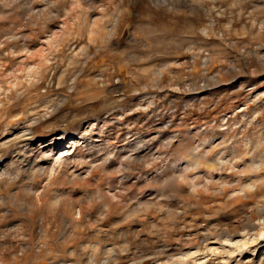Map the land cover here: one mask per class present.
Instances as JSON below:
<instances>
[{"label": "rangeland", "instance_id": "374dc122", "mask_svg": "<svg viewBox=\"0 0 264 264\" xmlns=\"http://www.w3.org/2000/svg\"><path fill=\"white\" fill-rule=\"evenodd\" d=\"M263 1L0 0V264H264L207 235L262 193L184 167L264 152Z\"/></svg>", "mask_w": 264, "mask_h": 264}, {"label": "bare ground", "instance_id": "6f19581e", "mask_svg": "<svg viewBox=\"0 0 264 264\" xmlns=\"http://www.w3.org/2000/svg\"><path fill=\"white\" fill-rule=\"evenodd\" d=\"M263 4H264V1H263ZM243 124L244 123H242L241 125L243 126ZM27 133L29 134V132H27ZM25 135L26 134H24V136ZM221 138L224 139V141L228 139V137H225V135L222 136ZM56 141L57 140H51V142L50 143L48 142V144H46V146H49V148H50V145L56 143ZM247 141H248L247 144H249V146L246 148V151H244L245 153L240 154V155L239 154L235 155L234 154L235 151H231L230 153H227V149L223 150L221 152V154L217 153V151H215L213 149V147H214L213 145L215 144V139H213L210 143H207L206 144L207 148L205 146L204 149H198V147L195 144H191L190 147L192 149V153L185 160L186 162H185L184 167L187 170V172L189 173V176H192V182H191L192 185L196 186V179L197 178H200V182H199L200 184H202L203 186H207L208 184L212 183L216 179V177L221 178L222 176L226 177V176H228V175L230 176L232 174H239V177H240L239 179L241 180V183L239 184L238 187H234L233 189H231V191H240V192H243L249 196L254 195L256 193L257 194L262 193L261 196L264 197V152H262V150H260V141L258 139L254 143L250 142L249 140H247ZM223 146H224L223 148L228 147V143H225ZM78 149L79 148L76 146L75 150H78ZM255 151H257L258 155ZM41 152H42V154H44V152L42 150H41ZM75 152H76V155L75 154L74 155L76 157V156H78V153H80L81 151L78 153H77V151H75ZM45 153H46V151H45ZM81 154H83V153H81ZM214 154L217 155V157H216L217 159L221 160L220 162H218L215 159ZM20 155H22V154H20ZM24 155H25V152H24ZM24 155L22 156V158L26 162L23 159L22 160L26 163V166H28V168H29V165H27V164L30 163V160H29L30 158H27ZM256 155H257V157H256ZM60 156H62V154H60ZM60 156H58V157H60ZM18 157H20V156H18ZM15 158L17 159V157H15ZM68 159L69 158L63 159V162L61 161L62 165H68V163H69ZM70 159H72V158H70ZM74 159H73V161H74ZM78 159L81 160L80 157ZM43 160H45V159H43ZM84 160L85 159H82L81 162H83ZM207 160H210L211 162H213L215 164V166L213 164L210 166L208 164H206L205 162ZM73 161H72V164H74ZM92 161H91V164H92ZM61 162L58 164L59 166L61 165ZM74 162L78 163L79 161L77 160ZM81 162H79V164ZM86 162H89V161H86ZM31 164L32 163H30V166H31ZM81 164H83V163H81ZM81 164H80V166H82ZM83 165H85V166H83V168L85 167L86 170H87V167L88 168L90 167L88 163L87 164L84 163ZM241 165L243 166V169L239 170V166H241ZM0 166H1V162H0ZM53 166H51L49 164H47V165L43 164V165L32 166V168L34 167L35 168L34 170L36 172L44 173L47 175L49 172L51 173L53 171V169H54ZM18 167H17V169H18ZM62 167L66 168L68 166H66V167L61 166V168ZM76 167L74 165V167H71V169L76 168ZM19 168L22 169V167H19ZM71 169H70V171H71ZM80 169H82V168H80ZM58 170L64 171V169H59V168H58ZM178 170H179V168H178ZM35 171H33V172L35 173ZM66 171H68V169ZM12 173L13 172L11 170H8L6 165L2 164V166L0 167V177H2V178L4 176L10 177V176H12ZM72 173H73V171H72ZM76 173H73L74 176ZM69 175L71 176V173H69ZM54 176H52V177H54ZM79 176L80 175H78V177H74V178L75 179L79 178ZM71 177L73 179V176H71ZM9 180H12V179H9ZM44 180L45 179H43V181ZM49 182H47L48 184L47 183L46 184L49 185ZM43 184H44V186H46V189H47V185H45L44 182H43ZM44 186H41V189ZM44 190H45V187H44ZM252 203L254 206L253 211L248 213L247 215H245L244 218L238 217V218H236V222H234V223L233 222H229V223L227 222L226 223L225 221H222L221 223L216 225L214 230L210 231L207 234L208 237L209 236L214 237L215 242L218 244L215 246V248H211L212 251L215 250L218 252H225L227 254L228 258H230L231 256H233V254L241 253L244 251L245 252L246 251L255 252V251L259 250L261 246H263V244H264V202L257 201V202H252ZM190 222H191L192 226H195L196 219L194 217H192L190 219ZM207 225L208 224H206V226ZM205 238H203V240H205ZM189 253H191V252H186V254L184 253V255H188ZM181 257H183V254L181 255ZM262 259H264V256L262 257ZM176 262L177 263L178 262L183 263L184 259L181 260V258H180V260H177L174 263H176Z\"/></svg>", "mask_w": 264, "mask_h": 264}]
</instances>
